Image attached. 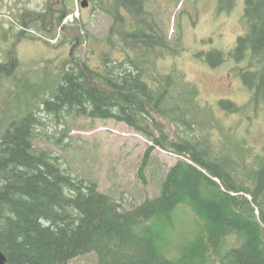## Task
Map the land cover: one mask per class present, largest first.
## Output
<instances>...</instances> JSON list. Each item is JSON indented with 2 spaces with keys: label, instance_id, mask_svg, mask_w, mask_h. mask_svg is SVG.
I'll return each instance as SVG.
<instances>
[{
  "label": "trees",
  "instance_id": "obj_1",
  "mask_svg": "<svg viewBox=\"0 0 264 264\" xmlns=\"http://www.w3.org/2000/svg\"><path fill=\"white\" fill-rule=\"evenodd\" d=\"M88 1L114 19L111 35L123 28L124 43L112 36L109 41L112 48L123 47L125 58L104 56L97 69L70 63L43 110L124 123L153 141L146 158L161 147L180 159L163 177L158 196L127 209L95 182L73 177L49 152L35 149L41 125L36 113L13 120L0 141V251L7 264H70L90 253L98 264H264V153L254 154L252 162L243 160L246 153L235 160L225 143L215 152L208 139L193 136L198 115L190 105L200 92L175 68L156 73L160 60L177 58L182 50L146 16V6L137 0ZM70 2L50 0L44 12L24 14L20 25L55 30L71 14ZM123 12L144 21L135 24ZM243 24L247 30L229 55L247 63L240 77L258 104L264 101V0H247ZM225 58L214 51L207 60L217 67ZM220 106L241 110L228 100ZM159 117L184 126L186 135L171 141ZM185 210L194 217L196 234L171 249L177 217Z\"/></svg>",
  "mask_w": 264,
  "mask_h": 264
},
{
  "label": "rangeland",
  "instance_id": "obj_2",
  "mask_svg": "<svg viewBox=\"0 0 264 264\" xmlns=\"http://www.w3.org/2000/svg\"><path fill=\"white\" fill-rule=\"evenodd\" d=\"M49 1L0 2V141L13 120L34 112L41 120L36 129L35 149L49 152L67 173L95 182L102 193L127 209L158 196L163 177L179 156L156 147L146 158L153 141L124 123L43 110L42 103L56 95L70 63L87 62L97 69L102 66L104 56L120 61L125 58L123 47L112 48L109 41L112 36V41L124 43L123 28L117 26L115 35H111L114 19L88 0L70 2L71 14L55 30H43L34 23L28 27L20 25L24 14L44 12ZM84 1L88 2L87 7H82ZM227 3L154 0L146 6V16L149 14L169 42L178 44L182 50L177 58L160 60L156 73L166 75L175 68L200 92L190 105L198 115L193 118L196 123L193 136L208 139L215 152L225 143L226 154L233 159L241 160L238 155L246 153L243 160L252 162L254 154L264 153V101L252 103V95L240 77V70L247 63L238 64L229 55L238 38L244 35L245 26L241 19L244 5L233 2V7L228 8ZM123 15L135 24L144 21L142 16H129L125 12ZM214 51L226 55L225 62L217 67L207 60ZM216 60L213 56V61ZM223 100L231 101L241 110L235 113L223 110L220 106ZM159 121L171 141L186 135L184 126L163 117ZM145 160L149 163L142 174L140 168ZM193 218L186 210L177 217L178 232L171 237V249L177 250L194 237ZM70 264H98V258L90 253Z\"/></svg>",
  "mask_w": 264,
  "mask_h": 264
},
{
  "label": "flooded vegetation",
  "instance_id": "obj_3",
  "mask_svg": "<svg viewBox=\"0 0 264 264\" xmlns=\"http://www.w3.org/2000/svg\"><path fill=\"white\" fill-rule=\"evenodd\" d=\"M137 1H140L144 6H147V5H150V2L152 1H154V0H137ZM216 3H217V0H214ZM226 2H228L227 4H228V8H229V6L230 7H233V5H234V3L233 2H241L243 5H244V12H243V14H242V17H241V19L244 21V16H245V7H246V5H247V0H226ZM246 27H245V32H246ZM244 32V33H245Z\"/></svg>",
  "mask_w": 264,
  "mask_h": 264
},
{
  "label": "water",
  "instance_id": "obj_4",
  "mask_svg": "<svg viewBox=\"0 0 264 264\" xmlns=\"http://www.w3.org/2000/svg\"><path fill=\"white\" fill-rule=\"evenodd\" d=\"M87 6H88V2L84 1L82 3V7H87ZM0 264H7V258L1 251H0Z\"/></svg>",
  "mask_w": 264,
  "mask_h": 264
},
{
  "label": "built area",
  "instance_id": "obj_5",
  "mask_svg": "<svg viewBox=\"0 0 264 264\" xmlns=\"http://www.w3.org/2000/svg\"><path fill=\"white\" fill-rule=\"evenodd\" d=\"M77 1V0H76Z\"/></svg>",
  "mask_w": 264,
  "mask_h": 264
}]
</instances>
